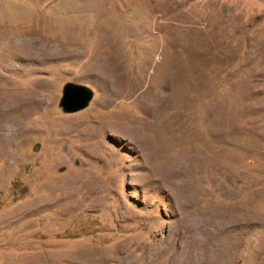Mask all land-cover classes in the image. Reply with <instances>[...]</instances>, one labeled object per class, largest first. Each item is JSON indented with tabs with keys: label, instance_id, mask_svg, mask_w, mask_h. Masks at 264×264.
I'll return each mask as SVG.
<instances>
[{
	"label": "rangeland",
	"instance_id": "374dc122",
	"mask_svg": "<svg viewBox=\"0 0 264 264\" xmlns=\"http://www.w3.org/2000/svg\"><path fill=\"white\" fill-rule=\"evenodd\" d=\"M3 111L0 264H264V0H0Z\"/></svg>",
	"mask_w": 264,
	"mask_h": 264
},
{
	"label": "water",
	"instance_id": "95a60500",
	"mask_svg": "<svg viewBox=\"0 0 264 264\" xmlns=\"http://www.w3.org/2000/svg\"><path fill=\"white\" fill-rule=\"evenodd\" d=\"M93 97L90 88L75 83H66L61 92L59 106L64 113H74L85 109Z\"/></svg>",
	"mask_w": 264,
	"mask_h": 264
},
{
	"label": "bare ground",
	"instance_id": "6f19581e",
	"mask_svg": "<svg viewBox=\"0 0 264 264\" xmlns=\"http://www.w3.org/2000/svg\"><path fill=\"white\" fill-rule=\"evenodd\" d=\"M21 46H23V45H20V47ZM19 47V46H18ZM25 47V46H24ZM27 47V46H26ZM27 48H29V52H30V54H32V55H34V56H41V55H43V54H45L47 51H48V48H47V46L46 45H40V44H38L37 42H32L31 44H29L28 45V47ZM19 48H17V50H18ZM17 50H16V52H17ZM25 51H26V48H25ZM15 52V51H14ZM24 53V52H23ZM6 54V53H5ZM4 54V55H5ZM21 55H22V53H21ZM26 55H27V53H26ZM29 56V55H28ZM2 66V65H1ZM7 69V68H6ZM9 71V70H8ZM7 71V72H8ZM6 80V79H5ZM7 81V80H6ZM12 86H14V85H12ZM16 87V86H15ZM15 87H13V89L15 88ZM19 88V87H18ZM15 90H18V89H16L15 88ZM19 91V90H18ZM26 93H28V92H26ZM29 93H31L30 92V90H29ZM7 94V93H6ZM15 94V93H14ZM33 94V93H32ZM17 95V94H16ZM15 95V97H16V99L18 98L17 96ZM22 95V94H21ZM31 95V94H30ZM14 99V98H13ZM11 100V99H10ZM30 100V99H29ZM23 101V100H22ZM26 102V101H25ZM11 103V102H10ZM30 103V102H29ZM34 103V102H33ZM15 103H13V105H14ZM18 104V103H17ZM27 104V103H26ZM7 106V105H6ZM24 106V105H23ZM31 107H32V105H30ZM3 108V107H2ZM8 108V107H7ZM10 108V107H9ZM26 108H27V106H26ZM6 109V108H5ZM22 109V108H21ZM23 111V110H22ZM14 112V111H13ZM12 112V113H13ZM20 114V113H19ZM23 114V113H22ZM0 117H2V124H0V132L2 131V130H4V128L6 129V127H7V125L11 122V123H14V121L12 120V119H14V118H12V119H9V117H11V116H9V112L8 111H3V112H1L0 113ZM21 115V114H20ZM16 118V117H15ZM18 119V118H17ZM129 121V120H128ZM3 122H5L4 123V125H3ZM6 122H9V123H7L6 124ZM10 125V124H9ZM13 125H15V124H13ZM3 126V127H2ZM11 127V126H10ZM2 128V129H1ZM14 129V128H13ZM12 129V130H13ZM4 135H5V133H4ZM5 138V137H4ZM78 185V184H77ZM83 188H84V186H83ZM97 188H100V186H97ZM77 257V256H76Z\"/></svg>",
	"mask_w": 264,
	"mask_h": 264
}]
</instances>
